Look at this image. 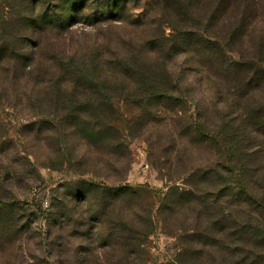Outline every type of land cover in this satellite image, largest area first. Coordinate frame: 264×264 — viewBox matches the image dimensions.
<instances>
[{"label":"rangeland","instance_id":"rangeland-1","mask_svg":"<svg viewBox=\"0 0 264 264\" xmlns=\"http://www.w3.org/2000/svg\"><path fill=\"white\" fill-rule=\"evenodd\" d=\"M59 3L0 0V29L22 45L30 7L38 13ZM163 6V0H126L120 21L112 16L90 25L84 19L90 10L68 1L57 13L78 20L68 30L40 34L32 58L55 65L53 84L64 82L73 63L102 65L107 77L116 60L150 66L156 61L146 51L149 43L172 33ZM159 61L188 100L161 106L127 93L128 87L140 89L139 82L105 81L106 95H121L110 98L117 132L110 142L73 132L61 108L66 95L60 80L61 92L54 98L45 84L39 102L26 99L20 76L18 85L0 81V200L12 202L19 231L9 252L14 264H264V128L256 117H240L242 108L234 110L226 92L215 96L186 55ZM239 92L247 110L264 103V82ZM45 120L55 127L38 123Z\"/></svg>","mask_w":264,"mask_h":264},{"label":"trees","instance_id":"trees-1","mask_svg":"<svg viewBox=\"0 0 264 264\" xmlns=\"http://www.w3.org/2000/svg\"><path fill=\"white\" fill-rule=\"evenodd\" d=\"M68 1L72 2L60 0L58 7L54 9L41 7L38 13L32 11L30 7V14L24 22V31L28 32L26 35L28 39L22 45L18 43V39L0 29V81L8 85H18L17 77L20 76L22 80L20 84L24 86L23 94L30 102L35 99L39 102V89L45 84L52 90L54 98L59 92L64 91L66 96H63L62 111L67 113L65 118L71 122L73 132L80 134L83 139L90 142L91 140L110 142L117 134L112 126L116 113L110 104V98L121 95L119 93L106 95L101 85L105 81L124 84L126 78L129 83L139 82L142 85L140 89L131 91L128 87L127 93H136L132 95L133 97L141 96L162 102L159 105L169 101L180 104L188 100L186 95L180 94L177 79L167 72L166 65L159 61L163 56L175 57L180 54L187 56L195 73L203 74L201 80L207 87L217 92L215 96H221V93L226 92L233 97L231 101L233 109L235 110L236 106L242 108L240 117H256L252 118L255 119L253 122L260 123V128H264V103L261 107L254 106V110L249 105L247 110L240 105L241 101L237 97L242 87L264 82V0H163L162 12L171 18L170 24L173 28L172 33L163 42H151L146 48L147 53L154 57L155 63L142 66L125 59L116 60L110 63L112 70L106 72L109 75L107 77L101 75L102 65L101 69L97 70V67L89 66L85 69L73 63L70 71L68 65L60 60L58 69L63 70L62 67L66 66L67 72L63 73V83L58 78L57 84H53V75H50V72L55 65L34 60L32 49L39 48L40 34L68 30L73 22L78 20L76 15L72 22V15L57 13V10H66L64 4ZM119 1L122 4L116 9L110 8L107 0L103 4L99 3V0H76L81 9L90 10L84 14V19L90 22V25L110 21L112 16H116V20L120 21V15H124L125 12L126 0ZM95 3L97 5L93 6ZM167 4H170V7H167ZM94 7H99L100 10ZM91 10H94V13L90 15ZM95 14L98 15L94 16ZM226 52L235 53L239 60L233 62L228 59ZM255 56H259L257 60L253 59ZM25 59L27 63L20 62ZM48 60L52 61L50 57ZM17 70H23V73L19 75ZM241 72H244L245 76H238ZM95 74L100 79L96 78ZM59 80L64 89L57 92ZM127 96L130 97L129 94ZM223 98L225 103L230 100L226 95ZM51 103V113L54 114L57 105L52 100ZM89 118L95 119L93 122L86 121ZM69 121H66L67 124H70ZM38 123L44 124L43 126L49 125L50 128L55 127L51 120ZM32 125L35 127V123ZM36 127H39V124ZM255 131L260 129L256 128ZM236 137L234 139L239 141L240 138ZM3 143L0 137V148ZM1 155L2 149L0 157ZM11 208L12 202L0 200V264H14L9 252L14 249L16 241L14 236L19 231L14 223Z\"/></svg>","mask_w":264,"mask_h":264}]
</instances>
